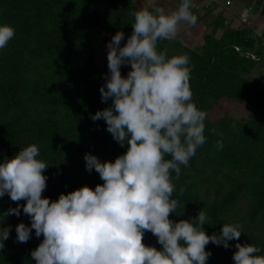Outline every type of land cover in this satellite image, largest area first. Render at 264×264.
<instances>
[{"label":"trees","instance_id":"trees-1","mask_svg":"<svg viewBox=\"0 0 264 264\" xmlns=\"http://www.w3.org/2000/svg\"><path fill=\"white\" fill-rule=\"evenodd\" d=\"M136 1L0 0V24L15 29L14 38L0 49V162L36 144L38 159L49 165L42 195L50 200L84 185L94 189L103 184L95 170H86V153L103 162L114 161L127 150V144L121 147L107 131L103 119L91 117L112 103L101 98L109 70L98 61L97 44L117 31L124 33L121 42L126 43L133 30L130 13L139 7ZM211 8L201 14L192 4L191 10L200 21ZM260 14L264 15V4ZM255 28L245 23L230 28L220 11L200 47L184 43L178 33L174 40H160L158 50L189 57L192 99L207 113L206 143L187 167L180 166L181 175L173 180L181 214L171 213L170 219H191L202 209L210 223L203 225L208 235L219 234L223 223L239 225V243L255 245L264 255V74H252L264 65V29L258 37ZM123 67L126 75L130 68L122 72ZM223 99L246 104L250 109L246 118L226 112L210 119L209 110ZM217 140L223 142L220 150ZM16 206L8 194L0 197V228L10 226L0 264H35L31 251L43 236L37 238L32 230L26 243L17 241L16 225L30 226L31 221L22 207L19 216L4 215ZM143 242L161 247L151 232H145ZM228 243V248L209 243L206 264H234L237 241Z\"/></svg>","mask_w":264,"mask_h":264},{"label":"clouds","instance_id":"clouds-1","mask_svg":"<svg viewBox=\"0 0 264 264\" xmlns=\"http://www.w3.org/2000/svg\"><path fill=\"white\" fill-rule=\"evenodd\" d=\"M191 9L192 0H180L174 9L141 4L130 13L133 30L126 43L121 45L124 33L117 31L106 45L109 71L100 93L112 103L91 118L103 119L114 140L128 147L114 161L85 154L86 170H95L103 184L50 200L42 195L49 165L38 159L36 144L0 162V197L8 194L17 204L4 215L19 216L22 207L31 221L16 225L17 241L26 243L32 230L43 236L31 251L35 264H206L211 255L206 246L228 248L230 240L237 241L234 264H264L259 247L239 243V225L223 223L219 234L208 235L202 209L191 219H170L171 213L181 214L173 180L206 143L207 113L192 99L189 57L169 56L167 49L158 50V42L195 26L198 17ZM14 36L12 26L0 24V49ZM122 65H130L126 75ZM210 132L215 135L216 129ZM216 147L223 148L222 140ZM184 191L181 187L179 195ZM9 231L10 226L0 228V249ZM145 232L157 238L159 249L143 242Z\"/></svg>","mask_w":264,"mask_h":264},{"label":"rangeland","instance_id":"rangeland-1","mask_svg":"<svg viewBox=\"0 0 264 264\" xmlns=\"http://www.w3.org/2000/svg\"><path fill=\"white\" fill-rule=\"evenodd\" d=\"M225 0H192V2H196V7L198 11L201 14L206 13L208 6H212L210 13H208L204 18H202L200 21L197 22V24L193 27L189 26H183L181 30L185 29V32L181 34L180 32V39L194 47H200L203 43V36L204 34L211 31L212 24L214 18L222 12L223 16L225 17L226 25L230 28L232 27H239L243 23L240 21V15L242 12H246L249 14L250 24L251 25H258V28L260 30L264 29V15L260 14V10L264 4V0H231V4L225 8L221 3H224ZM162 3L163 5L161 7H164L166 9H174L176 7V4L174 3V0H137V5L141 6V4L149 7L150 9L152 7L157 6L158 3ZM214 3H218L219 6L215 7L213 6ZM195 4V3H194ZM247 8L248 12L245 10ZM235 10L238 15H236L234 12ZM258 14V15H257ZM255 17H258L256 19ZM261 19V20H260ZM258 21V23H256ZM256 25V26H257ZM222 32V29H219L217 32V35L219 36ZM112 35L107 34L103 36V38L99 41L97 44V57L98 61L102 68H105L107 64V47L106 45L111 41ZM121 45H123V42H121ZM130 68V65L124 66L122 69V72H126ZM260 73L264 74V65L262 64L259 69H256L252 72L254 76H261ZM250 111L249 107L246 104L239 103L234 100H228L223 99L218 104H216L211 110L208 112V116L210 119L215 120L222 115H224L226 112H228L231 116H234L239 119H244L247 116V113Z\"/></svg>","mask_w":264,"mask_h":264},{"label":"built area","instance_id":"built-area-1","mask_svg":"<svg viewBox=\"0 0 264 264\" xmlns=\"http://www.w3.org/2000/svg\"><path fill=\"white\" fill-rule=\"evenodd\" d=\"M231 0H225L224 1V3H221L220 5H222L223 6V4H224V6L223 7H225V8H227L230 4H231ZM245 10L247 11L248 9L247 8H245ZM248 12V11H247ZM249 14H247L246 12H242L241 13V15H240V21H241V23H245V24H249V25H251L250 23V19H249ZM254 33H255V35L256 36H258V37H262V35H263V30H260L259 28H255L254 29Z\"/></svg>","mask_w":264,"mask_h":264},{"label":"crops","instance_id":"crops-1","mask_svg":"<svg viewBox=\"0 0 264 264\" xmlns=\"http://www.w3.org/2000/svg\"><path fill=\"white\" fill-rule=\"evenodd\" d=\"M179 2H180V0H174V3L176 4V6L179 4ZM195 3V4H194ZM192 4H194V5H196V2H192ZM163 5V2L161 3H158L157 4V6H155V7H161ZM236 15H238L239 13H237V11L235 10V12H234ZM258 15V14H257ZM256 19H258V17H255ZM261 20V19H260ZM258 21L259 20H257V22L256 23H258ZM198 22V21H197ZM197 24V23H196ZM255 25H257V24H255ZM258 26V25H257ZM264 26V25H263ZM193 27V26H192ZM181 34H183L184 32H185V29L184 30H180L179 31Z\"/></svg>","mask_w":264,"mask_h":264}]
</instances>
